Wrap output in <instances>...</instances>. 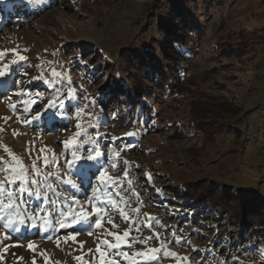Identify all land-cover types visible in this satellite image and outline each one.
Segmentation results:
<instances>
[{"label":"rangeland","instance_id":"374dc122","mask_svg":"<svg viewBox=\"0 0 264 264\" xmlns=\"http://www.w3.org/2000/svg\"><path fill=\"white\" fill-rule=\"evenodd\" d=\"M207 1H174L186 25L194 26L183 50L186 59L174 91H164L152 106V129L141 127L138 136L132 129L136 119L118 92L127 87L120 73L126 66L118 60L152 45L159 36L155 18L171 7L159 0L0 2V166L11 153L31 176L35 163L41 173L35 178L46 177L60 193L48 192L49 198L74 197V210L86 217L47 230L26 218L13 225L19 231L0 221V264H264V216L256 228L236 220L242 213L248 223L255 221L248 209L264 206V0ZM53 70L63 80L46 83ZM50 101L55 104L47 107ZM196 101L203 133L190 123ZM37 112L41 117L33 120ZM77 149L81 156L94 150L92 185L102 186L97 170L116 180L112 198L118 207L92 200L78 169L69 171ZM66 178L76 188L64 185ZM183 186L214 188L220 206L197 205L183 196ZM22 200L27 203L19 209L21 218L52 208L27 195ZM93 205L102 211L93 213ZM67 235L75 240H65ZM116 236L119 251L108 248ZM152 249L160 251L148 260Z\"/></svg>","mask_w":264,"mask_h":264},{"label":"trees","instance_id":"16d2710c","mask_svg":"<svg viewBox=\"0 0 264 264\" xmlns=\"http://www.w3.org/2000/svg\"><path fill=\"white\" fill-rule=\"evenodd\" d=\"M174 1L159 0L160 6H163L165 3L167 7H171V13H169L170 11H167V13L164 11V15H161V18H155L159 36L154 40V43L147 47L141 46L135 52H132V54L126 52L124 57L118 60V62H123L119 66H126L124 70H120V73L121 80L127 86L118 92L128 102L129 115L136 119V126L132 129L137 136L139 134L137 130L141 127L147 130L152 129V126L148 125L149 120L155 117L152 106L158 104L160 96L164 91L169 93L174 91L175 84L179 82L182 71L180 62L186 59L183 50L189 38L188 33L193 32L192 29L194 26L186 25L185 15L180 13L178 6L174 5ZM201 2L202 4H207L208 1L201 0ZM200 105V101L191 103L189 114L192 118L190 123L196 130L203 133V130L198 126V118H201L202 114L198 111L195 112V108H198L197 106ZM206 114L203 117L208 116L212 118L219 116V114L214 115V113ZM65 116H68L67 113H65ZM95 134L98 135L97 132ZM114 143L117 144L116 141ZM213 190H211L212 192L210 190L199 192L198 189L197 191L196 189L190 191L189 187L183 186L182 194L187 199L194 201L197 205L214 208L218 204L220 206L218 198L221 197ZM223 198L228 202L229 197L223 195ZM253 208L252 210L248 209V211L249 213L251 212L253 218L257 217V219H254L255 221L248 223L247 219L249 215H243L242 213L236 215V220L241 221L250 228H256L257 224L254 222L263 223L264 206L259 205Z\"/></svg>","mask_w":264,"mask_h":264},{"label":"snow or ice","instance_id":"6c2138e0","mask_svg":"<svg viewBox=\"0 0 264 264\" xmlns=\"http://www.w3.org/2000/svg\"><path fill=\"white\" fill-rule=\"evenodd\" d=\"M2 2V0H0ZM30 2H36V0H30ZM0 55H3V53H0ZM23 59V57H21ZM83 56L79 57V60L82 61ZM4 72L0 70V76H3ZM52 80L45 81L46 83L55 84L56 78H59L60 80H63V75L61 73H57L54 70L51 72ZM34 79H36L34 77ZM56 92L59 93L60 89H56ZM73 98V92L71 89H69L68 92V99ZM61 107L64 106V100L60 96H57L56 98ZM95 103V101H93ZM55 101H50L49 105L47 107L54 106ZM58 115L60 113H57ZM41 117V113L37 112L32 119L33 120H39ZM29 121L25 120V123H28ZM79 127V125H77ZM79 135V133H77ZM131 135V134H129ZM71 143V141L65 142V147L67 148L68 145ZM7 151V149H5ZM78 149L73 152L72 154V160L68 161V169L71 171L73 168L78 169V175L83 177V182L88 183L91 186V192H92V200L100 201L103 203H110L113 205V207H118V202L115 201L112 198V190H114L118 185L116 183V180H114L112 177L107 176L106 171H100L98 176L96 177L99 181L102 182V186L92 185L91 184V176L95 175L93 173V164L89 163L90 161L96 160V155L93 154L94 150L89 149L87 150L86 156L78 155ZM118 156L119 153H116ZM10 161L3 162V166H0V174H2V179H0V221H3L2 227L5 229H11L12 231H19V228L13 227L14 224H24L25 218L32 221L31 226L32 227H40L45 230L48 228H54L56 225L59 226V228H65L69 227L71 224L77 223L79 220L86 219L85 215L83 214L82 210H74L73 205L75 203L74 197L71 196H64L63 201L60 200H52L48 196V192H53L57 196L60 195V193H56L55 189L52 187L51 184L46 183V177L44 178V182L41 180H37L35 177L40 176V170L36 167L35 163L32 167V173L33 175H29V170L24 167L23 162L18 160V158L14 157L11 153H9ZM45 166H47V161H44ZM127 164V162H125ZM113 167H115V164H113ZM51 175V173H49ZM125 177H127V171H125ZM64 185H70L72 188H76L75 183L70 179H64L62 181ZM129 183H131L129 181ZM15 185V187H13ZM43 190V191H42ZM160 190L157 189V192ZM97 192H102V196H98ZM24 195H27L28 197H31L35 200L41 201V204L47 203L52 205V208L45 213L43 216L40 215V212H34L32 215L28 216L27 214H24V218H21V213L19 211L22 204H26V200H22V197ZM115 195L120 196L119 192H116ZM104 197H107V200L104 199ZM121 199L123 197L121 196ZM71 200L72 203H66L67 201ZM40 207V210L43 211V208L41 205H38ZM65 208L67 210H65ZM93 213H100L102 209L97 206L93 205L92 207ZM135 211H138L136 209ZM121 216L124 217L125 213L123 210L120 212ZM152 219V218H149ZM37 220H40V224L38 225L36 223ZM96 226L99 227L101 225V220L97 219L95 221ZM113 227H116V225H113ZM111 234V233H110ZM130 232L125 231L123 233V237L127 238L129 237ZM48 239H52L51 236L48 237ZM65 240L73 239L75 240L74 235H67L64 237ZM115 239L117 240V243L115 244H108V248H116L118 251L121 247V237L116 236ZM130 246V245H129ZM33 245L30 243L29 248H32ZM99 250V247L98 249ZM152 255L147 256L148 260H155L157 259L156 253L160 251V249H152L150 250ZM103 255V254H102ZM122 255L127 258L128 253L123 252ZM133 257L136 256H146L147 253L145 252H133ZM172 257H175V254H169ZM108 264H114L113 261H108ZM133 264H135V261H133Z\"/></svg>","mask_w":264,"mask_h":264}]
</instances>
